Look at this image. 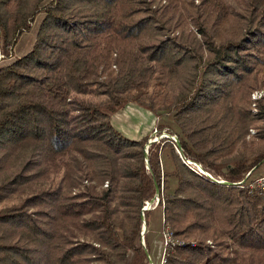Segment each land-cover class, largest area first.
I'll use <instances>...</instances> for the list:
<instances>
[{"label":"trees","instance_id":"16d2710c","mask_svg":"<svg viewBox=\"0 0 264 264\" xmlns=\"http://www.w3.org/2000/svg\"><path fill=\"white\" fill-rule=\"evenodd\" d=\"M0 53V264H151L153 212L165 264H264V0H0Z\"/></svg>","mask_w":264,"mask_h":264},{"label":"rangeland","instance_id":"374dc122","mask_svg":"<svg viewBox=\"0 0 264 264\" xmlns=\"http://www.w3.org/2000/svg\"><path fill=\"white\" fill-rule=\"evenodd\" d=\"M33 35H28L22 38V48L23 46H27L32 43ZM112 120L115 126L120 129L124 134L130 138H140L149 134L154 137L158 134L155 129L158 119L155 114H153L150 110L136 104L130 103L124 109L120 110V112L113 115ZM140 134V135H139ZM165 136L161 134L160 137ZM158 137L159 141L161 138ZM257 177L264 175V164L258 169L255 174ZM152 228L154 229V237L155 240L152 244V256L156 263H159L161 260L163 245L160 243V239H158L159 235H161V231L163 228V220L160 212H153L152 216Z\"/></svg>","mask_w":264,"mask_h":264},{"label":"built area","instance_id":"2783aa9c","mask_svg":"<svg viewBox=\"0 0 264 264\" xmlns=\"http://www.w3.org/2000/svg\"><path fill=\"white\" fill-rule=\"evenodd\" d=\"M0 57H1V53H0ZM158 137H160V136H155L154 139H152V141H154V140H158V139H159ZM160 138H161V137H160ZM188 162H189V163H192L191 161H188ZM206 174H208L210 177H212V175H211L210 173H206ZM249 174H250V173H249ZM256 181H257V184H258L259 186H264V175L258 177ZM157 199H159L158 196H157ZM145 207H148V208H149V207H152V203L149 202V203L147 204V206H145ZM163 235H164L165 245H169V242L174 241V240H173V237H172V234L169 232L168 229H165V228H164V230H163ZM148 257H149V260L151 261V264H156V263L153 261L151 255H149ZM166 261H167V256H166V250L164 249V251H163V253H162V257H161V264H165Z\"/></svg>","mask_w":264,"mask_h":264},{"label":"water","instance_id":"95a60500","mask_svg":"<svg viewBox=\"0 0 264 264\" xmlns=\"http://www.w3.org/2000/svg\"><path fill=\"white\" fill-rule=\"evenodd\" d=\"M150 142H152V141H150ZM151 207H145V209H150ZM144 227H145V230H146V228H147V225H146V223L144 224ZM145 230H144V232H145Z\"/></svg>","mask_w":264,"mask_h":264},{"label":"crops","instance_id":"0c3cea01","mask_svg":"<svg viewBox=\"0 0 264 264\" xmlns=\"http://www.w3.org/2000/svg\"><path fill=\"white\" fill-rule=\"evenodd\" d=\"M140 135V134H139ZM138 138V137H137Z\"/></svg>","mask_w":264,"mask_h":264}]
</instances>
